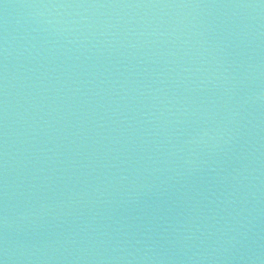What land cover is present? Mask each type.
Instances as JSON below:
<instances>
[{
    "label": "water",
    "instance_id": "obj_1",
    "mask_svg": "<svg viewBox=\"0 0 264 264\" xmlns=\"http://www.w3.org/2000/svg\"><path fill=\"white\" fill-rule=\"evenodd\" d=\"M0 264H264V0H0Z\"/></svg>",
    "mask_w": 264,
    "mask_h": 264
}]
</instances>
